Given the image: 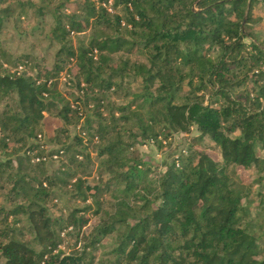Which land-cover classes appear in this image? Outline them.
<instances>
[{"label":"trees","instance_id":"16d2710c","mask_svg":"<svg viewBox=\"0 0 264 264\" xmlns=\"http://www.w3.org/2000/svg\"><path fill=\"white\" fill-rule=\"evenodd\" d=\"M59 1L51 68L31 56L13 62L0 43V181L10 185L9 207L0 209V264H94L114 235L98 264H264V232L256 235L250 220L252 185L238 172L264 170V42L251 30L264 0ZM35 8L0 0V33L15 9L24 16ZM86 30L87 44L76 47L73 33ZM122 53L147 61H115ZM72 64L78 95L70 101L59 78ZM19 65L25 72L10 71ZM137 82L131 103L111 102V92ZM47 115L63 123L53 139L62 147L49 153L39 139ZM132 116L139 135L128 142L119 131ZM193 130L164 172L132 152L139 138L163 149ZM98 142L109 177L92 184L82 175L92 163L89 145ZM54 156L60 166L48 173ZM60 191L85 206L54 217L49 204ZM91 213L99 218L88 229ZM70 228L83 244L66 256L59 249Z\"/></svg>","mask_w":264,"mask_h":264},{"label":"rangeland","instance_id":"374dc122","mask_svg":"<svg viewBox=\"0 0 264 264\" xmlns=\"http://www.w3.org/2000/svg\"><path fill=\"white\" fill-rule=\"evenodd\" d=\"M24 3H32L35 5V9L30 10L26 15L20 16L21 10L15 9L13 16L7 21L3 31L0 33V43L2 49L7 51V53L12 57V61H18L22 57L31 56L41 63L42 67L51 68L54 64L55 54L59 49V45L52 40L51 33L55 26V20L53 13L57 6L59 5V0H21ZM42 8L41 12H38V9ZM76 10V6L73 3L69 4L67 13H73ZM251 30L254 32L258 38L264 42V2H258L253 11V21L251 23ZM91 35V30H86L84 33L79 35H73L72 41L73 44L78 47L81 44H87L89 37ZM120 57L125 59L130 57L132 60H136L140 63H146V55L137 53L133 55L128 54H119L114 57L115 61ZM20 66V65H19ZM18 66V67H19ZM17 67V68H18ZM16 67H11V72H16ZM4 72V68L0 67V73ZM23 72V71H21ZM30 73V72H28ZM77 74V68L75 64L69 65L67 69L61 74L59 78V91L70 101L74 100L71 93L78 95L77 88L75 86V75ZM251 88L250 85H248ZM247 87V88H248ZM142 85L140 82L133 84L131 87L124 85L123 90L118 94L111 92L110 100L114 105H127L131 103L134 99L133 94L140 93ZM246 89V87L240 89V91ZM130 92V94L125 95V93ZM81 94V93H80ZM72 99V100H71ZM3 107L0 106V109ZM135 109V108H133ZM87 115H90L92 110H86ZM110 111V110H109ZM107 111L106 114L110 112ZM89 113V114H88ZM117 117L120 114H116ZM45 126L43 132L41 133V141L45 151L47 153L60 149L62 146L54 141L55 129L61 127L63 123L52 116H46ZM72 137L78 132V127H72ZM124 140L130 142L132 138L130 135H139L138 130V119L135 116H132L131 120L128 123H121L120 131ZM197 135V131L193 130L192 134H175L172 139L165 145L163 149L158 148L156 144L151 141H144L139 138L138 144L132 149V152L136 151V155L140 157L147 166L151 169L158 172H164L166 166L171 163V161L178 155L183 149L189 144V137ZM97 141V139H96ZM97 145H89L88 152L91 155L92 163L90 167L85 169V175L87 181L92 184H100L101 181H106L109 177L108 173H101L102 159H99L97 156L96 148L101 143L98 142ZM212 147L213 144H211ZM211 154L216 158L220 159L219 150H209ZM261 157L264 159V151H261ZM48 162L45 165L48 173H52L55 169L60 166V163L57 162ZM243 181L249 185H252V193L250 196L251 201V218L250 220L253 223V231L258 236H262V231L264 232V170H251L249 172H244L238 170ZM82 173V172H81ZM10 189L9 183L5 180L0 181V209L8 208V199L7 194ZM59 198L52 201L49 204L50 211L54 217L67 216L69 211L75 208H83L85 205L81 202L70 200L69 194L65 191H60ZM111 201L109 196H106V202ZM90 203V202H88ZM106 204V209L108 208ZM91 219L89 228L96 224L99 217L89 214ZM23 219V217H20ZM24 223H22L23 227ZM89 231V230H84ZM117 242L116 235L108 237L103 242V247H99L96 253V260L94 264H98L101 261L108 259L109 256H106L105 253L114 248V245ZM82 242L78 241L76 237V231L72 228L65 230L62 233V244L59 251L68 256L72 254L73 250L81 248ZM1 263H3L1 261ZM86 264H90V260L87 259Z\"/></svg>","mask_w":264,"mask_h":264},{"label":"built area","instance_id":"2783aa9c","mask_svg":"<svg viewBox=\"0 0 264 264\" xmlns=\"http://www.w3.org/2000/svg\"><path fill=\"white\" fill-rule=\"evenodd\" d=\"M73 35H75V33H73ZM16 70H17L16 72L20 74V73L25 72L26 67L24 65H20ZM21 71H23V72H21ZM13 73H15V72H13ZM41 138H42V136H39V139H41ZM47 159H48L47 157H43V158L37 157L34 159V162H41V161L46 162ZM53 159L57 160L58 157L54 156Z\"/></svg>","mask_w":264,"mask_h":264},{"label":"water","instance_id":"95a60500","mask_svg":"<svg viewBox=\"0 0 264 264\" xmlns=\"http://www.w3.org/2000/svg\"><path fill=\"white\" fill-rule=\"evenodd\" d=\"M245 24H246V19H245V21H244V23H243V26H245Z\"/></svg>","mask_w":264,"mask_h":264}]
</instances>
